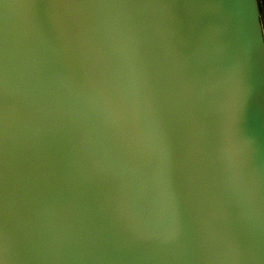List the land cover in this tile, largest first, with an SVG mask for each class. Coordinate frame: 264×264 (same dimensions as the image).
<instances>
[{"label": "water", "instance_id": "95a60500", "mask_svg": "<svg viewBox=\"0 0 264 264\" xmlns=\"http://www.w3.org/2000/svg\"><path fill=\"white\" fill-rule=\"evenodd\" d=\"M255 3L0 0V264H264Z\"/></svg>", "mask_w": 264, "mask_h": 264}, {"label": "snow or ice", "instance_id": "6c2138e0", "mask_svg": "<svg viewBox=\"0 0 264 264\" xmlns=\"http://www.w3.org/2000/svg\"><path fill=\"white\" fill-rule=\"evenodd\" d=\"M254 8L256 9L255 0H253ZM264 20V0H260L259 10L255 12V27H258L260 32L261 21Z\"/></svg>", "mask_w": 264, "mask_h": 264}, {"label": "rangeland", "instance_id": "374dc122", "mask_svg": "<svg viewBox=\"0 0 264 264\" xmlns=\"http://www.w3.org/2000/svg\"><path fill=\"white\" fill-rule=\"evenodd\" d=\"M259 2H260V0H259ZM263 24H264V20H263Z\"/></svg>", "mask_w": 264, "mask_h": 264}]
</instances>
